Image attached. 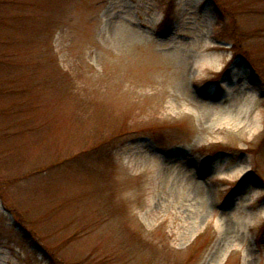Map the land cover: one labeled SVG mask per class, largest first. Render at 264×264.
I'll return each mask as SVG.
<instances>
[{"label": "rangeland", "instance_id": "374dc122", "mask_svg": "<svg viewBox=\"0 0 264 264\" xmlns=\"http://www.w3.org/2000/svg\"><path fill=\"white\" fill-rule=\"evenodd\" d=\"M0 264H264V0H0Z\"/></svg>", "mask_w": 264, "mask_h": 264}]
</instances>
